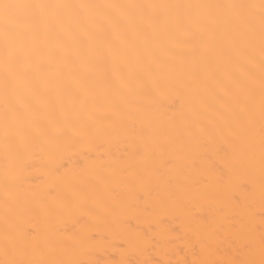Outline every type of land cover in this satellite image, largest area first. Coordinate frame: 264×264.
<instances>
[{"label": "snow or ice", "instance_id": "snow-or-ice-1", "mask_svg": "<svg viewBox=\"0 0 264 264\" xmlns=\"http://www.w3.org/2000/svg\"><path fill=\"white\" fill-rule=\"evenodd\" d=\"M217 137L247 194L196 226L201 258L182 264H264V229L251 227L257 195L264 223V0H0V264H95L79 258L87 226L57 223L114 214L97 194L126 183L157 177L180 207L204 184L192 199L211 206L184 161ZM120 143L129 151L114 157Z\"/></svg>", "mask_w": 264, "mask_h": 264}, {"label": "bare ground", "instance_id": "bare-ground-1", "mask_svg": "<svg viewBox=\"0 0 264 264\" xmlns=\"http://www.w3.org/2000/svg\"><path fill=\"white\" fill-rule=\"evenodd\" d=\"M67 2L92 3H138L149 0H67ZM174 2H222V0H174ZM174 98L169 93H162L156 108L160 112H171ZM129 149L123 143L113 144L111 152L114 157L125 156ZM94 155H96L94 153ZM79 156L68 162L74 166ZM231 153L222 137L214 142L201 143L193 147L184 165L193 179L207 178L208 191L214 197L211 206L208 201L199 198L193 200L197 191H204L205 185L187 190L180 199L184 207L169 200L157 185V177L142 182L126 183L117 189L114 196L111 192L97 194V199L113 201L117 205L114 214L97 215L83 209L79 213V223L71 216H66L57 223L61 232H69L81 226H87L93 239L80 253L81 259L92 260L95 264H182L183 261L200 259V244L196 226L210 221L217 207L230 211L232 206L243 200L247 194L246 175L242 171L230 168ZM170 167V166H168ZM168 167H162L161 173H167ZM3 168V156L0 154V171ZM35 174V173H34ZM39 184L40 181L34 182ZM254 219L252 230L258 237L264 229L261 221V207L258 195L253 202ZM4 209L0 204V227L3 223ZM231 250L227 242L220 247L217 259L226 258Z\"/></svg>", "mask_w": 264, "mask_h": 264}]
</instances>
